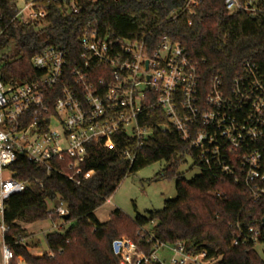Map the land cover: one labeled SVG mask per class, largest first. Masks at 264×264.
<instances>
[{
    "label": "built area",
    "instance_id": "built-area-1",
    "mask_svg": "<svg viewBox=\"0 0 264 264\" xmlns=\"http://www.w3.org/2000/svg\"><path fill=\"white\" fill-rule=\"evenodd\" d=\"M108 0H0V74L2 50L19 44L13 33L33 28L39 34L49 28L53 8L63 16L91 15L79 36V51L63 42H42L31 58L39 76L27 83L5 84L0 78V252L1 264H12L14 253L5 243V203L26 190L29 182L15 179L11 167L19 156L53 173L75 181L90 149L125 135L138 141L153 135L139 119L156 111L160 125L173 129L181 141L197 153L196 168L214 180L232 179L243 185L254 203L264 200V78L252 60L227 83L219 74L205 79L197 61L180 45L164 38L155 47L145 40L112 39L100 33L97 17ZM115 2L119 0H113ZM201 0H190L198 5ZM230 14L264 13V0H225ZM36 44L31 50L36 51ZM133 163L135 154L124 151ZM62 164H65L63 167ZM9 176L4 178V172ZM72 172L67 174L68 172ZM39 183V181H37ZM68 215L63 202L54 210ZM264 216L260 224H238L233 246L264 245ZM61 229H63L61 227ZM151 241L153 237H150ZM119 264H165L158 252L169 250L170 264H217L206 253L192 255L182 244L159 242L150 255L137 252L129 239H120Z\"/></svg>",
    "mask_w": 264,
    "mask_h": 264
},
{
    "label": "trees",
    "instance_id": "trees-1",
    "mask_svg": "<svg viewBox=\"0 0 264 264\" xmlns=\"http://www.w3.org/2000/svg\"><path fill=\"white\" fill-rule=\"evenodd\" d=\"M189 1L108 0L97 14L100 33L112 39L145 40L152 48L164 38L170 39L197 61L208 80L219 74L231 82L246 60L254 61L264 78V13L230 14L225 0H201L198 5H189ZM90 9L93 7L71 17L60 15L53 8L45 31L37 34L33 28H25L13 33L10 40L19 44L20 55L3 64L1 80L5 84L27 83L37 78L39 73L31 58L44 41L63 42L69 50L78 52L77 37L93 15L87 11ZM33 42L36 51L31 50ZM156 113L148 111L145 120L139 119L141 126L152 127L149 138L138 141L119 134L112 138V149L104 144L92 147L75 181L56 173L48 176L44 168L18 157L11 167L15 179L29 184L5 203V243L14 253L12 264H17L19 257L26 264H119L114 242L122 237L134 242L137 252L144 255H150L159 242L169 246L182 244L192 255L206 253L205 259H218L217 264H264V257L253 244L232 245L238 224L244 229L253 220L260 224L264 200L254 203L243 185L232 179L214 180L204 170L192 180L179 175L185 157H191L196 167L197 153L173 129H160L159 124L167 125L168 121L158 119ZM127 149L135 154L133 163L124 156ZM160 162L168 164L160 178L175 179L174 200L166 201L161 211L137 214L133 219L116 209L109 221H99L97 210L126 177ZM59 201L68 209L69 219L65 222L69 228L45 237L48 250L43 255L31 254L23 245L29 233L22 225L63 219L49 209V203Z\"/></svg>",
    "mask_w": 264,
    "mask_h": 264
},
{
    "label": "rangeland",
    "instance_id": "rangeland-1",
    "mask_svg": "<svg viewBox=\"0 0 264 264\" xmlns=\"http://www.w3.org/2000/svg\"><path fill=\"white\" fill-rule=\"evenodd\" d=\"M2 65L16 59L20 54L18 50L9 46L2 50ZM166 162L155 163L147 166L126 177L115 193L111 196V203H105L99 212V217L104 218L109 210L120 208L130 218H135L137 214L146 215L149 211H161L165 207V202L174 200L177 197L175 179L160 178V175L167 169ZM178 174L186 180H192L201 172L194 166L191 157H185ZM9 172H4V178L9 176ZM57 204V203H56ZM56 204L49 203V209L55 210ZM1 223V219H0ZM70 224L61 219L53 223L51 220L28 224L26 229L31 231L29 237L23 240V244L29 248L31 254H41L48 250L45 237L49 233L63 232L69 228ZM61 227L63 229H61ZM127 237H122V239ZM1 246V245H0ZM255 250L261 257H264V245H257ZM158 256L165 264H170L173 254L169 250L158 252ZM22 261V262H21ZM1 264V252H0ZM17 264H26L21 257L17 258Z\"/></svg>",
    "mask_w": 264,
    "mask_h": 264
},
{
    "label": "crops",
    "instance_id": "crops-1",
    "mask_svg": "<svg viewBox=\"0 0 264 264\" xmlns=\"http://www.w3.org/2000/svg\"><path fill=\"white\" fill-rule=\"evenodd\" d=\"M106 203H111V199H108ZM116 209H120V208H114V207H113L111 210H109V211L107 212V214L104 216V218H100V217H99V212H100V210H101V208H100V209L97 210V212H96V217L99 219L100 222L105 223V222L109 221L111 213H112L113 211H115ZM120 210H121V209H120ZM27 225H28V224H23L22 227H23L24 229H26V226H27ZM26 230H27V229H26ZM27 231H28V230H27ZM28 232L31 233V231H28ZM23 245H24V244H23ZM25 246H26V245H25ZM28 250H29V248H28ZM43 253H45V252H43ZM43 253H41V254L37 253V254H34V255H36V256H41V255H43ZM21 262H22V261H21Z\"/></svg>",
    "mask_w": 264,
    "mask_h": 264
},
{
    "label": "water",
    "instance_id": "water-1",
    "mask_svg": "<svg viewBox=\"0 0 264 264\" xmlns=\"http://www.w3.org/2000/svg\"><path fill=\"white\" fill-rule=\"evenodd\" d=\"M69 219V215H66L63 217V220H68ZM263 227H264V220H263ZM119 250V244L116 242L114 243V251L115 253H117Z\"/></svg>",
    "mask_w": 264,
    "mask_h": 264
}]
</instances>
